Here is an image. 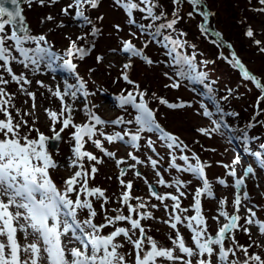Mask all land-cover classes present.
I'll return each instance as SVG.
<instances>
[{
    "label": "snow or ice",
    "instance_id": "obj_1",
    "mask_svg": "<svg viewBox=\"0 0 264 264\" xmlns=\"http://www.w3.org/2000/svg\"><path fill=\"white\" fill-rule=\"evenodd\" d=\"M58 2L59 0H49V5H55ZM114 2L126 12L129 25H136L142 34L154 29V31L149 32L152 39L162 37V41L157 42L162 43L163 47L168 49L166 54L172 56L171 63L179 66V70L175 71L174 75L180 79L174 80L170 85L171 87L179 88L183 80H189L202 84L208 89L209 93L212 92L211 85L205 83L208 73L196 70L195 54L186 55L178 51V49L184 48L187 42L180 39V37L173 38L170 33L165 34L163 31L174 30V26L181 19L179 9L185 0H172L175 8L170 20L166 18V13L163 11L159 14L156 13L155 9L159 7L156 0H139V2L114 0ZM187 2L193 8V11L187 15L193 17L194 13H198L205 18L206 23L210 13L206 10L204 0H187ZM22 3L29 8L33 3H39L43 7L45 6V0H0V115L4 116V119H0V264H130L128 259L130 255H134L131 264H157L158 258H163L172 262V264H193V258H196L195 264H213V256L216 257L217 264H264L261 255L255 252L249 254V248L253 246L252 244L248 246L240 245L236 242L234 236L236 230H242L250 236V228L245 225L253 224L258 226L259 233L264 235V222L256 219V212L251 207L246 209L248 215L244 218L245 225L238 223L241 220L239 211L242 202L248 199L247 192H244L243 196L239 193L235 195L233 201L234 212L231 215L223 210L227 202L226 199L218 200L219 214L212 217V219L219 222L220 218L223 217L226 222L218 228L215 236L208 234L206 220L202 215L201 196L215 197L212 185L206 177L205 168L207 165L202 163L195 153L191 158L188 155L179 156V159L184 161L183 167L176 163L177 156L170 153L171 161L168 168L165 169V171L175 169L178 172L191 173L202 182V187L196 189L194 204L191 206L195 210V215L191 217L183 216L182 218L180 214H177V210L180 213H186L189 209L180 207V200L177 195H160L152 185H148L151 196L156 200L163 203V201L170 198L174 202L171 205L170 219L164 221V223L170 225L171 229L175 230V238L169 235L172 243L171 248L158 245L155 239L146 234L141 221L153 218V214L151 211H142V209L149 206L143 201L136 205L129 203L130 199H133L130 196V190L133 187L131 181L125 184L123 179L120 180V184L127 189L122 192L120 200L123 205L127 206L129 215H124L121 209H113L115 215L109 216L107 210H105L104 223L97 224L94 222L97 212L89 197H94L97 200L103 199L102 209L109 201L104 190L99 187H89V179H94L95 174L98 172L96 165L103 163V160L84 150L87 142L85 137L105 156L110 158H114L115 153L105 149L101 140L93 139L98 132L104 136L108 143L125 141V137H130L126 143L136 149L140 147L141 134L145 132L159 133L158 139L163 141L168 149L179 148L183 152L187 145H183V142L173 134L165 132L157 122L154 110L148 106L145 100L146 94L140 91L139 86L135 85V82L129 77L128 70L132 67L131 61L123 65L121 76L127 83L135 85V89L126 95H120L118 100L121 108L130 105L135 109L136 114L133 119L125 120L121 116L112 121H105L99 115H95L85 102L83 111L91 122L74 123L73 112L75 109L73 104L65 103V97H70L75 102L79 99L78 94L85 97V99L89 95L85 82L76 75V83H69L67 79L63 81V90H61L60 84H56L53 89L52 86L45 85L43 81H36L40 87L47 88L51 96L57 98L61 103L59 113L45 109L51 121L53 131L51 138L40 132L38 128L30 126L28 121L23 119V116L19 121L14 122L9 111L10 108L15 107L13 104L14 94L8 93L5 86L10 82L16 83L19 86V91L32 100L33 109L36 107V94L26 87L32 81L23 72L16 74L11 67L12 63H18L24 69L37 73L40 72L41 66H43L53 72L56 69H62L75 75L77 65L73 63L74 56L78 55L83 58L86 52L90 51V49H85L83 46H78L75 41H70L65 55H58L52 50L46 35L32 34L27 25L26 17L23 15ZM259 3L264 5V0H259ZM6 4H10L12 7H7ZM98 4L99 0H72L61 12L63 15L69 16V9H74V19H82L85 23H91L85 15L84 6L88 5L91 8H96ZM202 8L205 10L202 11ZM133 10L146 14L145 18L150 19L153 23L147 25L137 24L136 20L132 18ZM258 10L264 12V7ZM53 19L51 15H48L41 23ZM156 21L163 22L155 24ZM6 26H11V28L8 29ZM58 26L63 27L64 25L61 22ZM115 27L119 30V25ZM200 27L202 31L207 32L203 23ZM98 33L99 29L93 26L91 35L95 37ZM246 35L252 38L254 36L253 30L248 28ZM77 39L83 40L85 37L80 36ZM253 42L257 46L261 45L258 40ZM30 44H34V47L26 46ZM122 51L130 56L142 57L145 63L149 65L153 63L150 58L143 55L141 49L136 48L130 41L123 43ZM260 51L264 52V47H260ZM232 57L229 63L234 68L240 69L244 80L254 82L255 87L261 90V95L257 99L258 107L260 101L264 100V84L244 67L242 62L236 58L235 53H232ZM100 60H102V57L98 56L97 61ZM203 63L206 65L208 62L204 61ZM5 73L10 77V80L5 79ZM165 75L168 74L165 73ZM53 78L55 79V77ZM169 79L173 78L169 77ZM137 97H139V100H137ZM157 99L161 104L171 109L186 106L184 103H169L164 98ZM223 99H226V97ZM187 106L190 107L191 105ZM200 107L203 109V116L212 117L213 113L207 105L201 103ZM217 111L222 113L223 109L218 107ZM16 113L20 115V110L16 109ZM259 114L257 112V115ZM24 115H31V113L26 112ZM231 115L237 114L231 113ZM57 123L62 125L59 131L55 127ZM108 123L114 125L134 123L137 127L135 132H115L111 135H105L102 130L96 127ZM211 123L213 125L211 129L202 127L197 131L205 136H211L213 133L220 132L222 127H226L222 123V117L213 119ZM34 124L35 121H33ZM254 126V123H249L247 127ZM69 127L75 129L71 133L74 145L71 149L73 156L69 166L75 167L77 170L62 182V188H58L50 171L56 169L58 165L50 154L47 145L50 139L60 141L62 139L61 133ZM22 129L26 130L22 132ZM33 131L37 133L36 137H31ZM147 146L153 152L156 151L151 139H148ZM260 147L264 148V144ZM128 155L136 164L145 163L132 153ZM253 155L264 166L262 153L255 152ZM85 158L89 162L90 172L84 166ZM193 158L195 163L190 162ZM241 159V156L237 154L231 165H223V167L229 169L227 175L235 178L234 186L236 189H240L245 184V177L254 174L253 167L248 166L243 170V176H237L235 165H239ZM125 162L123 159L116 161L118 167ZM159 163V160L153 159L151 156L147 157V164L159 177L157 182L160 185H165L166 181L157 170ZM135 166V164L129 165L130 168H135ZM126 173V168L120 169L121 177ZM135 175L140 177L141 173L137 171ZM145 182L147 183V181ZM218 183L227 186L224 179H219ZM173 184L176 185L179 195L184 196L185 193L180 192V187H186L185 183L176 178L173 180ZM73 195H75V199H73ZM135 199L140 200V198ZM150 207L155 209L158 205L151 204ZM163 207L167 210L169 205L163 204ZM84 210H87V218L80 220L79 213ZM133 214H135V218ZM121 221L130 224V228L115 226ZM178 224L191 230V239L195 247L186 245L183 236L179 232ZM109 226H113L114 230L104 234L102 230ZM137 230L140 235L133 239ZM18 234L19 237H22L23 242H21ZM120 237H123L124 243L120 242L118 239ZM225 240L230 241L232 246L226 248ZM125 243L131 246L132 252L125 253L122 251ZM145 244L150 245V248L146 250ZM256 246L259 247V245ZM177 250L181 255L175 254ZM237 252L242 253V257L237 256ZM230 257L233 258L230 259Z\"/></svg>",
    "mask_w": 264,
    "mask_h": 264
},
{
    "label": "rangeland",
    "instance_id": "obj_2",
    "mask_svg": "<svg viewBox=\"0 0 264 264\" xmlns=\"http://www.w3.org/2000/svg\"><path fill=\"white\" fill-rule=\"evenodd\" d=\"M71 2L72 0H59L55 5H49V0H45V6L42 7L39 3H33L30 8L24 4L26 16L33 30L32 33L34 35H46L52 50L61 56L65 55L70 41H75L77 45L85 46L90 37H92V27L98 28L101 26V29H99L98 35L95 36L94 49L90 50L89 54L83 59L77 58L76 62L81 60L78 64L73 59V63L77 65L75 75L65 71V77L52 79L43 66H41L40 72L37 73L24 69L18 63H12L11 67L16 74L23 72L32 81L26 87L29 91L36 94V107L33 109L32 100L19 91V86L16 83L10 82L5 86L8 93L14 94L13 104L15 107L9 109L14 122L19 121L21 116H23V119L27 120L30 126H34L46 136L52 137L51 121L45 109L59 113L61 103L57 98L51 96L47 88L40 87L36 81H43L45 85L52 86L53 89L56 84H60L61 90H63V81L67 79L69 83H76V75H78L85 82L89 95L85 99V97L78 94L79 99L75 102L70 97H65V103L73 104L75 109L73 112L74 123L84 124L91 122L83 111L85 102L95 115H99L105 121H112L121 116L125 120L133 119L136 114L135 109L130 105L121 108L118 97L134 91L135 85H138L139 90L146 94L145 100L148 106L154 110L156 120L164 131L178 137L183 142V145H187V148L183 152L179 148L168 149L166 144L158 139L159 135L145 132L141 134L140 147L136 149L126 143L130 137H126L125 141L108 143L104 136L98 132L93 139L101 140L105 149L115 153V157L110 158L105 156L85 137L87 142L85 143L84 150L93 153L103 160V163L96 165L98 172L95 174L94 179H89V187H99L104 190L109 201L105 204L104 209H102L101 204L103 203V199L97 200L94 197H89L97 212L94 222L97 224L104 223L105 210H107V215L109 216L115 215L113 209H121L124 215H129L127 206L123 205L120 200L122 192L127 190L120 184V180L123 179L125 184L131 181L133 187L130 190V196L133 199H130L129 203L136 205L143 201L149 206L142 209V211H151L153 214V218L141 221L146 234L155 239L158 245L171 248L172 243L169 235L175 238V230L171 229L170 225L164 223V221L170 219L169 214L172 213L171 205L174 202L170 198L163 201V203L156 200L151 196L148 185L155 184L160 195H177L180 200V207L189 209L186 213H180L177 210V214H180L183 218V216L191 217L195 215V210L191 206L194 204L196 189L202 187V182L191 173L178 172L175 169L165 171L171 161L170 153H174L177 156L176 163L181 165V167L184 166V161L180 160L179 156L188 155L191 158L193 153L199 157L202 163L207 165L205 173L212 185L215 197L208 198L206 195L201 196L202 215L206 220L209 235L215 236L218 228L226 222L223 217L220 218L219 222L212 219V217L219 214L218 200L226 199L227 202L223 210L231 215L234 212L233 201L237 193L241 196H243L244 192L248 194V199L242 202L239 211L241 220L238 223L245 225L244 218L248 215L246 209L249 207L256 212V219L264 221V176L263 170L256 166L259 160L255 156H250L243 149L239 137L233 140L231 136L221 130L220 132L213 133L211 136H205L197 131V129L202 127L211 129L213 127L211 121L214 117L203 116L201 104L194 93L186 86L181 85L179 88L170 86L176 78L172 76L169 68H166L165 64L161 63L163 50L156 43V39L150 37V31L148 30L142 34L136 25H129L127 23L128 16L126 12L121 7L116 6L112 0H99L96 8L84 6L85 15L91 23H85L82 19H74V9H69V16L62 14L61 10ZM156 2L159 5L156 9L173 8L174 6L172 0H156ZM204 3L207 5V11L210 13L206 23L205 18L198 13H194L193 17L187 15L193 11L192 5L187 0L180 6L183 21H181L179 35L183 41L187 42L186 46H188V49L196 51L198 54L197 61L205 66L210 75L217 79L222 86L227 87L226 90L228 92H234L238 94L237 96H240V99L243 100L239 102L241 104V111L245 112L246 106L247 111L245 113L247 117L252 116L260 108L261 101L257 107V99L261 95V90L255 87L254 82L244 80L240 69L234 68L229 63L233 51L223 44L212 43V38L206 36L200 25L203 23L205 27L216 30L226 40L232 41L236 58L264 84V52L260 51V47H264V12L258 10L264 7V5H260L259 0H204ZM89 8L91 15L88 12ZM201 10L203 11L204 9L202 8ZM48 15H51L54 19L51 21L45 20L44 23H41ZM61 22L64 25L63 27L58 26ZM116 25H119V30L115 27ZM6 28L10 29L11 26H6ZM248 28H251L254 32L252 38L246 35ZM182 33L183 35H181ZM80 36H84L85 39L78 40L77 37ZM254 40L260 41L261 45L257 46L253 42ZM125 41H130L136 48L141 49L143 55L150 58L153 63L149 65L145 63L142 57L130 56L128 53L122 51ZM26 46L34 47V44ZM98 56L102 57V60L99 62L97 61ZM129 61H131L132 67L128 70V73L130 79L135 82V85L127 83L121 76L123 65ZM204 61L208 63L205 65ZM165 73L168 75L166 76ZM4 75L5 79L10 80V77L6 73ZM169 77L173 79H169ZM226 94L228 95L227 92L223 95ZM207 97L208 94H206ZM157 98H164L169 103H184L186 106L171 109L161 104ZM16 109L20 110V115H17ZM26 112L31 113V115H24ZM0 119H4V116L0 115ZM33 121H35L34 125ZM61 126L60 123H57L55 126L56 130L59 131ZM96 127L102 130L105 135H111L115 132H135L137 126L134 123L121 125L108 123L102 126L97 125ZM25 130L22 129V132ZM74 131L75 129L72 127L66 129L62 133L63 139L58 149H49L50 154L58 165L56 169L50 170L52 179L57 184V187L59 186L58 188H62V182L72 176L77 170V168L69 166L73 156L71 149L74 145L71 133ZM36 135L35 131L31 133V137H36ZM148 139L153 141L155 152L147 146ZM129 153L134 154L138 159L145 161V163L136 164L129 157ZM237 154L242 158L241 163L235 165L238 177L243 176L245 168L254 166V174H249V176L245 177V184L240 189H236L234 186L235 178L227 175L229 169L223 167V165H231ZM149 156L160 161L157 165V170L166 181L165 185H160L157 182L159 177L155 175L154 170L147 164V157ZM254 157L255 160L253 159ZM120 159L126 162L120 164L118 167L116 161ZM190 162L195 163V159H191ZM132 164L136 165L135 168L129 167ZM84 166L90 172L89 162L86 158ZM124 167H126L127 173L121 177L120 169ZM137 171L141 173L140 177L135 175ZM176 178L183 181L186 185V187H180V192L185 193L184 196L179 195L176 185L173 184V180ZM219 179H224L227 186L220 185L218 183ZM81 198L83 199L84 197L82 196ZM135 198H140V200ZM73 199H75V195H73ZM151 204H157L158 207L153 209L150 207ZM163 204L169 205L167 210L164 209ZM87 215V210H84L79 213V219L84 220L87 218ZM133 217L135 218V214H133ZM115 226L130 228V224L126 221L118 222ZM245 226L250 228V236L245 233L246 236L256 245H259L264 259V235L259 233L258 226L255 224ZM108 229L111 232L114 230V227L109 226L104 228L102 230L103 233H110ZM178 229L186 245L195 247L191 239V230L181 224H178ZM241 231H234L237 243ZM139 235V231L137 230L133 239H136ZM19 238L23 242L22 237ZM118 239L124 243L123 237ZM229 246H232L230 241ZM225 247L227 248V246ZM148 248H150V245L145 244V249L147 250ZM122 251L129 253L133 250L130 245L125 243ZM175 254L181 255L178 250ZM232 258L230 257V259ZM128 259L131 264L134 260V255L128 256ZM195 260L196 258H193V264H195ZM212 261L213 264H217L215 256H213ZM157 264H172V262L158 258Z\"/></svg>",
    "mask_w": 264,
    "mask_h": 264
},
{
    "label": "trees",
    "instance_id": "obj_3",
    "mask_svg": "<svg viewBox=\"0 0 264 264\" xmlns=\"http://www.w3.org/2000/svg\"><path fill=\"white\" fill-rule=\"evenodd\" d=\"M134 2H139L138 0H134ZM142 6V5H141ZM175 6L173 8H160L155 9L156 13L159 14L161 11L166 13V18L171 19L172 14L174 11ZM182 9H179V15L181 17ZM146 14H142L138 10H133V18L136 19L137 24H149L153 23L150 19L145 18ZM183 18H181L177 24L174 26V30H163L165 34H171L173 38L180 37L179 28L182 24ZM163 21H156L155 24H159ZM149 31H154V29H150ZM206 36H209L212 38V43L220 45L221 43L218 42V40L215 38L214 34L207 31L205 32ZM93 39V38H92ZM181 39V37H180ZM226 40V39H225ZM157 41H162V37L156 38V43L160 46V48L163 50V56L160 60L161 63L165 64V67L169 68V70L172 72V76L176 78V80L180 79L179 77H176L174 75L175 71L179 70V66L172 64V56L167 55L168 49L163 47V44ZM93 41H89L85 46H83L85 49L92 50L93 48ZM188 46H184L182 49H178L179 52L186 55H192L195 54L196 56V63H197V71H205L208 73V77L205 80V83H208L212 87V92L209 93L208 89L205 88L202 84H199L194 81L189 80H183L181 82V85L186 86L191 92L194 93V95L197 97L198 102L201 104H205L208 106L209 110L211 112H214L212 117L214 119H218L222 117V123L226 125V127H222L221 131L228 134L232 137V139H235L236 137H239L242 142V147L244 150L247 151V153L250 156H254L253 153L260 152L262 153V157H264V148H261L260 146L264 144V100L260 103V108L252 115L247 117L246 111L247 108L245 106V112L241 111V104L239 102L243 101L240 99V96H237L238 94H235L234 92H228L226 90L227 87H224L220 84V82L212 77L207 69H205V66L201 65L200 62L197 61L198 54L194 49H188ZM89 51L86 52V54L83 56L86 57L88 55ZM231 56V55H230ZM77 58H80L77 55ZM232 57L229 59L231 60ZM214 82V83H213ZM102 91H110V90H102ZM206 92V93H205ZM228 93V95H223L224 93ZM206 94H208V97L206 98ZM226 99H223L225 98ZM139 98L137 97V100ZM245 105V104H244ZM263 105V106H262ZM129 106V105H126ZM222 108L223 112L217 111V108ZM257 112L260 114L257 115ZM231 113H235L237 115H231ZM256 114V117L254 118V115ZM249 123H254V127H247ZM255 160V157L253 158ZM257 168L263 170V176H264V166L260 164L258 161ZM110 230H108L109 232ZM238 243L240 245L248 246L249 244H252L253 246L249 248V254H252L253 252L263 256L262 251L260 250V247H257L256 244L248 237L246 234L241 231L240 237L238 238ZM225 246H229V241H225ZM237 256L242 257V253L237 252ZM263 259V257H262Z\"/></svg>",
    "mask_w": 264,
    "mask_h": 264
},
{
    "label": "water",
    "instance_id": "obj_4",
    "mask_svg": "<svg viewBox=\"0 0 264 264\" xmlns=\"http://www.w3.org/2000/svg\"><path fill=\"white\" fill-rule=\"evenodd\" d=\"M24 4L22 3L21 4V7L24 9V6H23ZM6 6L7 7H12L10 4H6ZM23 15L26 17V22H27V25L29 26V28L31 29V27H30V25H29V22H28V20H27V16H26V14H25V11H23ZM61 137H62V133H61ZM62 140V139H61ZM61 140L60 141H55V140H49V142H48V148H51V149H53V150H56L58 147H59V145H60V143H61ZM152 187L156 190V188L152 185ZM157 191V190H156Z\"/></svg>",
    "mask_w": 264,
    "mask_h": 264
},
{
    "label": "bare ground",
    "instance_id": "obj_5",
    "mask_svg": "<svg viewBox=\"0 0 264 264\" xmlns=\"http://www.w3.org/2000/svg\"><path fill=\"white\" fill-rule=\"evenodd\" d=\"M46 71H47V73H48V75L52 78V79H54L53 77H55V79L56 78H61V77H65L66 76V72L64 71V70H62V69H56V71H51V70H47L46 69Z\"/></svg>",
    "mask_w": 264,
    "mask_h": 264
}]
</instances>
